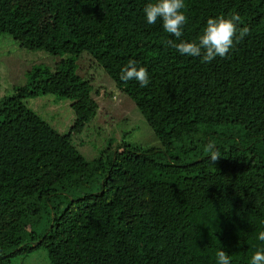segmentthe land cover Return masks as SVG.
I'll list each match as a JSON object with an SVG mask.
<instances>
[{"label": "trees", "instance_id": "1", "mask_svg": "<svg viewBox=\"0 0 264 264\" xmlns=\"http://www.w3.org/2000/svg\"><path fill=\"white\" fill-rule=\"evenodd\" d=\"M148 2L28 0L19 11L0 0V34L62 55L0 99V264L36 247L50 264H217L220 250L231 264H250L264 248V0H185L179 40L160 19L147 23ZM45 10L53 19L43 34ZM234 12L250 34L224 58L205 63L164 43L198 41L209 17ZM81 52L132 99L161 149L130 146L99 176L24 105L37 93L63 97L77 121H90V86L73 72ZM129 60L147 69L148 86L120 79ZM209 142L221 154L215 164ZM125 181L147 204L132 224Z\"/></svg>", "mask_w": 264, "mask_h": 264}, {"label": "rangeland", "instance_id": "2", "mask_svg": "<svg viewBox=\"0 0 264 264\" xmlns=\"http://www.w3.org/2000/svg\"><path fill=\"white\" fill-rule=\"evenodd\" d=\"M8 2L19 11L28 8V0ZM52 19L53 15L45 10L40 20L43 34L48 31ZM61 58L62 55L51 56L42 51L18 48L9 36L0 34V99L10 96L34 73L51 72ZM73 72L90 86L89 98L95 104V115L90 121H77L70 108V100L63 97L37 93L26 97L23 102L64 136L86 161L92 162L97 175L104 173L112 154L122 158L128 154L130 146L161 149L158 138L147 127L132 99L116 89L111 78L87 52H81L74 58ZM188 157L194 156L190 154ZM123 186L128 204L125 220L132 224L146 208V198L127 181ZM11 264H50V261L45 249L36 247L14 257Z\"/></svg>", "mask_w": 264, "mask_h": 264}, {"label": "clouds", "instance_id": "3", "mask_svg": "<svg viewBox=\"0 0 264 264\" xmlns=\"http://www.w3.org/2000/svg\"><path fill=\"white\" fill-rule=\"evenodd\" d=\"M185 0H154L144 6V14L148 24H155L158 19L162 21L166 33L179 40L183 35L184 25L188 21L185 14ZM242 23L238 13L230 16L209 17L198 41H180L172 39L164 43L176 49V51L189 57H201L205 63L211 62L217 56L224 58L235 47L236 43L244 40L250 34L247 26L239 27ZM120 79L124 82L135 80L141 87L149 84V74L145 67L138 66L135 60H129L126 67L121 70ZM209 153V161L215 164L221 157L214 143L206 146ZM258 240L264 242V231L258 234ZM217 264H231L228 254L220 250L217 252ZM250 264H264V248L257 249L251 256Z\"/></svg>", "mask_w": 264, "mask_h": 264}]
</instances>
